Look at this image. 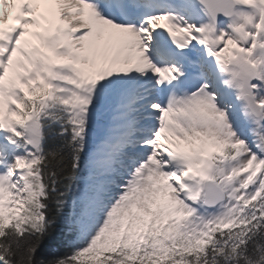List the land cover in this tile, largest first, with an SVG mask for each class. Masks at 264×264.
I'll use <instances>...</instances> for the list:
<instances>
[{
  "label": "rangeland",
  "instance_id": "1",
  "mask_svg": "<svg viewBox=\"0 0 264 264\" xmlns=\"http://www.w3.org/2000/svg\"><path fill=\"white\" fill-rule=\"evenodd\" d=\"M67 2L68 1L65 0L64 4H67ZM51 3L52 0H45L44 5ZM260 6L263 9V13H261L260 15H255L254 21H258L260 24L259 28L261 36L257 35L253 39L251 38V36L250 38L252 41L245 42V50L243 51V53L248 52L249 57H246L247 55H244L242 57L241 62L245 64L254 63L255 65H257L259 69L262 70L261 77L264 80V69L261 66V64H263L264 62V0H260ZM59 17H61V13L59 14ZM95 17L96 16L90 11L89 19H93ZM96 19L97 18H95V21ZM247 20L249 22L248 24H251L252 18H249ZM74 23L76 24L75 26H80L81 21L76 20L74 21ZM248 24L247 28H249ZM253 26H255V24ZM124 32L126 31H122L121 33L122 39H126L127 36V34H125ZM227 32L231 35V37L228 38L225 44L217 47L211 46L208 40L206 39L207 43L206 45L204 44L201 53L212 61L214 60V62H216V64L218 65L217 69L220 74V80L225 85V87L230 88L231 80L229 78V74L234 63L240 57L241 52L240 46L237 45L236 41L233 38V36L236 34L234 29ZM242 33L245 37V33ZM218 38L221 39L222 36L219 35ZM247 39H249V37ZM94 42H99L100 46H103V48L106 50L109 57L107 53L104 52V54H106V58L104 60L96 59L94 57V50L87 49V47H84L83 51L85 52L87 50V54L84 57V59H88L86 60L87 67L83 65L79 66L77 61H72L71 64H73L75 74L78 77L81 76L83 79H86L87 84L85 87L89 89L90 92L99 93L101 95L99 97L103 100L107 99L110 95V76L115 71L113 65L109 67L105 66L104 63H106V65H109L111 62L110 60H113L117 63L128 65V72L129 74H131V79L129 82H127V84L124 85L125 88L123 90H119L115 93V97L119 98L121 101H116L115 99V104L111 108L112 111L110 120L111 122H115V124L118 125V122H122V120L128 118L127 114L129 113V110L135 101L153 98V95H150L152 94L151 91L146 92L147 86H145L144 83V81L147 82L150 77L152 83L153 68L147 69L145 66H143L145 68L141 70L136 66V61H138V58H140L144 54L138 43L133 48L132 52L125 55H116L114 57L110 55L108 48L104 45V41L101 38L91 39L90 36L86 35V37L82 39L73 41V45L71 44L70 40H68L66 43L67 45H69V52L76 51L81 55L83 52L82 47L84 45L89 46ZM231 47L234 51H236L239 57L233 61H229V63L227 64L226 62L228 58L225 55L228 53V50ZM69 52L67 53V55H59V60H63L65 56H69ZM37 54H24L18 59L19 63H12L11 68L9 69V73L7 74V77L5 78L2 84L0 96V116H2V109L4 108V106H11L13 104L12 120H14V116H16L21 106L19 104V101L16 100V96L12 94V90L18 88L21 85H24L25 80L29 79L34 75V72L31 71L32 66L38 69L37 61H39L40 59L42 60L41 55L39 54L38 56ZM83 64H85V61L83 62ZM38 73H40V79L42 77L46 78V73H44L42 70H40V72ZM90 73L91 75H89ZM68 74L70 73L68 72ZM97 78H100L101 80L98 81ZM73 79L77 80L74 76ZM34 83H37L36 80L34 81ZM29 84H31V82ZM131 89L136 94H138V91L142 94L140 93L137 97L133 96V98H131ZM9 90L11 94L9 93ZM76 92V89H70L69 92L64 91L63 93L66 96V99L70 100ZM231 100L233 103L237 104L236 95L234 93H232ZM148 103L151 106L154 105V101L150 100ZM73 105L77 112L83 111L84 106L89 105V99L82 94L74 98ZM151 108L152 107H150V109ZM118 115L122 116L119 117ZM173 115V127L169 129V131L164 137L157 141L155 147L157 145L160 146L161 144L166 145V152H164L167 156H175L183 162L181 170L184 173H188L189 175H192L194 177H203L206 174L207 170L210 171L209 168L211 167H209L208 163L206 162V160H208L206 154L210 148V145L212 144L210 143L212 137H214V139H217V137L219 138L224 133L225 135H222L223 138L228 135L231 139H234L236 142H238L239 146L244 145L242 143V138H240L237 133L236 137L232 132L233 129L227 119V115L224 111V108L220 104H218L214 99L211 100L210 96L208 97V99H197L196 101L191 100L190 102H183L179 107H177ZM143 117L149 118V121L153 120V118L149 115H143ZM10 119L11 115L8 118L0 119L1 135L6 133V130L10 124ZM132 126V123L124 124V127H126L127 134L131 130ZM96 130L101 131V129L98 127H96ZM144 131L145 130L140 132ZM180 132L183 136H180ZM149 135L150 134L148 133L147 137ZM124 139H126V135H124L123 140ZM148 142L149 140H145V143L142 147L146 146ZM258 143L259 142L257 140H254L252 144L255 146ZM8 144L9 143L6 142V148L3 151H0V170L2 171V166L4 164H7L8 169L6 173H8L12 177H15L16 175L14 172V168L17 165V159L23 160V157H18L16 155L11 154L7 148ZM155 147L153 145L151 150H153V152L158 155V152L156 151ZM141 148L139 147V149H137V151L140 153ZM128 149L129 147L126 148V150ZM97 150L98 148L95 149L94 147L93 153L96 154L100 152H97ZM28 152L29 151L26 150V153ZM121 152L124 153V151ZM148 152H146L145 155L151 159L152 155L148 154ZM245 152L246 150L244 149L243 157ZM124 154L125 155L118 161V163L122 164L123 166H127L126 161L123 159L126 156V152ZM243 157L242 159L244 160ZM93 159L95 160V156ZM152 160L154 168L157 170L156 172L159 174L160 177H162L163 184L160 183L157 186L155 182L152 183L151 180H149V184L151 188H154V190L152 189V195L144 202L140 201V195L138 190L135 192L134 190L129 191L128 189H124L123 192L125 193H121V197L119 199H122L121 203L125 204L120 205L118 203L117 207H120L119 210H126L128 208L125 213L110 210L106 213L105 217L103 218V222H101V210H104V203L108 200V197L104 199L102 205L101 189L95 190V202L97 207L95 208V212H93L94 221L91 223L92 225L89 231L87 232L85 239L73 249L70 256L71 260H73L77 264H184L183 259H173L172 257L167 256L165 250L162 248L164 247V239L161 235H158L157 232L159 230L163 231L164 233L165 229H167L168 235L175 232L177 236L184 237L186 230H195V224L197 223L190 221L191 215L187 210H184V208L180 209L179 207L178 211L175 212L177 209L176 203L173 200V190H171V188L169 187L170 185L166 184V170L164 169L166 167V162H162L164 158L163 160H160L159 155L158 157L156 156V158H153ZM243 160H240L238 164L227 165L229 168L235 170V176H228L224 174V180H232V182L226 181V184L229 186V191H232L233 193L236 192L237 182L240 185L244 183V179L242 177L244 174L240 175L238 174V172L245 165H247H243L244 163H249V161H251L249 160L243 162ZM111 166L115 165L111 164ZM108 167L109 163H104L101 166L100 170H107ZM24 173L25 170L21 168L20 175L22 176ZM247 173H251L249 177L254 176L255 179V177L257 176L256 179L258 181L260 180V178H258V175H255L257 173H253V169H251ZM141 176L142 175L139 171L136 174V177L137 179H140ZM17 184V186L21 190L22 187L20 185L19 177H17ZM137 185L138 181H133L131 184L132 187H135ZM91 186H94V184H91L90 187ZM86 187L87 185L84 184V190ZM198 189L199 187L197 183H195V186L191 188V191L193 193H197ZM84 190L82 189V191L79 193L80 196L83 195ZM117 198L118 196L116 197V199ZM226 207L227 205H224L220 208L212 209L209 211V213L215 216L219 215L226 210ZM5 222L6 214L3 205L0 203V226H3ZM178 224V227L175 226ZM146 242L152 243H149L150 250L147 252L143 251L145 249V246L143 245Z\"/></svg>",
  "mask_w": 264,
  "mask_h": 264
},
{
  "label": "trees",
  "instance_id": "2",
  "mask_svg": "<svg viewBox=\"0 0 264 264\" xmlns=\"http://www.w3.org/2000/svg\"><path fill=\"white\" fill-rule=\"evenodd\" d=\"M124 74L112 79L120 83ZM33 91V90H27ZM31 94V93H30ZM40 92L35 94L38 97ZM55 101L56 104L52 105ZM50 106L48 107V105ZM38 105L33 117V130L41 135V151L28 162L30 171H37L40 180L26 179L28 199L17 204L9 223L0 235V264H77L70 259L74 243L84 228V216L78 209L68 208L66 193L74 185L86 156L80 151L77 126L66 118L60 99L54 96L49 102ZM45 184L43 204L44 220H34L36 201L32 198L39 184ZM64 203V204H63ZM242 225L231 229L233 237L227 239V232L219 233L213 239L203 240L199 248L185 253L192 261L189 264H264V226L239 239ZM242 237V236H241ZM241 240V241H240Z\"/></svg>",
  "mask_w": 264,
  "mask_h": 264
},
{
  "label": "bare ground",
  "instance_id": "3",
  "mask_svg": "<svg viewBox=\"0 0 264 264\" xmlns=\"http://www.w3.org/2000/svg\"><path fill=\"white\" fill-rule=\"evenodd\" d=\"M191 1L192 0H187L186 2L193 9V12H195V14L197 13L198 15L201 14L202 9L200 7L193 6ZM237 1L239 2L243 0H237ZM245 1L246 3L248 2V0H245ZM42 4H43V1L36 8V11L34 13L36 16H38L39 11H41ZM62 6H63L62 0H56V2L52 4L50 7H48V9L46 10L47 15L51 19L59 20V18L57 17L59 13L70 9L68 7L65 8ZM84 15H85L84 12L81 13L80 15H74L75 17L71 18L70 20H79V19L85 20L86 18L89 19L87 16L85 17ZM249 16L250 14L244 13L243 11L237 12L235 19L228 21L225 24L219 25L217 27H215L212 24V22L209 20V18L206 16V17L200 18L199 22L196 25H192V26L197 34L198 32L203 33V37H201L199 34L197 35V38L200 39V43H207L206 42V39H207L210 45L213 44L215 46L216 45L221 46L225 44L228 38L231 37V35L228 34L227 31H231L234 29L236 33L233 36L234 40L240 46L243 44L241 47H244V43L246 41L248 42L252 41L251 38L253 39L254 34H255L254 32L255 26H253V31L247 28V24L249 23L247 19ZM41 23L43 24L42 32H44V34H47L48 32H50L51 29L53 28V25L55 24L53 23L48 27L45 22H41ZM85 28L90 29L88 32V36H90L91 38L97 39L100 37L103 39L105 46L108 48L110 55H112L113 57L116 55H125V54L130 53L131 51H133V48L139 42L136 32L132 30L130 27L114 26L98 16H97L96 21L95 19L89 20L88 22L84 23V26L80 27V29H85ZM215 30H217L216 34L214 33ZM28 31L25 32L22 37H20V40H22L24 36L26 37L29 36ZM122 31H126L124 32L125 34H127L126 39L121 38ZM242 32L245 33V37ZM219 35L222 36L221 39L218 38ZM248 37L249 39H247ZM73 40H77V39H73ZM146 47L148 46L146 45ZM150 51L151 52H148L147 55L143 54L140 58H138L139 60L136 61V66L139 69L143 70L145 67L149 69L154 66L156 67L159 66L158 61H161L160 58L152 52L151 48H150ZM237 63H240V62H237ZM10 67H11V63H9L8 70L5 72V75H7V72L9 71ZM5 75L1 79V82H0L1 86L3 84ZM150 82H151L150 80H148L147 82L144 81L145 86H147L146 92L151 91L152 87L150 86ZM214 86L216 88H219L221 87V83L219 81H216ZM185 100L187 99L186 98L183 99L182 102ZM151 101H153V99ZM147 102L149 101L146 99L142 100V102H140V100H137L136 104H134L130 108L129 113L127 114L129 121L133 123V127L129 133L130 138H133V139L136 138L137 134L134 133V131H137V129H140L144 126V123H143L144 118L142 117L144 113H148V114L150 113L153 116H155L156 114L154 110L150 109L151 106H148ZM231 110H233V115H234V127H236V129L242 135L246 136L250 141H252V132L255 130H254V127L252 126V123L246 116L245 111L241 108V105L237 102V105H233L231 107ZM150 126L151 124H149L148 127ZM143 136L142 138H140V140L142 141L149 138L147 137V134ZM180 136H183L181 132H180ZM135 146H136L135 144H132V148H135ZM144 152H148V151H144ZM127 159L129 163L132 164L133 167L141 166L140 172H141L142 177L140 178V180H138V186L135 189H130V188H133L131 186L132 183L130 184V182L133 180L132 178L133 167H131L130 169H126V167L124 166L120 167V169H117L114 167L109 172V174L111 175V180L108 181V184L105 187L106 191L103 197V202L106 197H108V200L104 203V210H102V216H101L102 221L101 222H103V218L105 217L106 213L110 210L120 211L123 213H125L128 210V208L126 210L125 209L119 210L120 207H117L118 203L120 205L125 204V203H121L122 199H119L121 197L120 194L125 193L123 192L124 189H128L129 191L134 190L135 192L138 190L139 195H140L139 199L141 202H144L146 199H148L152 195V192L154 190V188H151L149 184V180H151L152 183L155 182L157 186L160 183L163 184L162 178L154 170V165H153V160H152L153 158L150 159L145 154H136V152H132V154L127 157ZM127 186H129L130 188H128ZM117 196L118 198L116 199ZM131 206H135V205H131ZM105 208L107 209V211Z\"/></svg>",
  "mask_w": 264,
  "mask_h": 264
},
{
  "label": "water",
  "instance_id": "4",
  "mask_svg": "<svg viewBox=\"0 0 264 264\" xmlns=\"http://www.w3.org/2000/svg\"><path fill=\"white\" fill-rule=\"evenodd\" d=\"M226 11H223L217 15H214L213 20L220 18L224 15ZM256 81V76L254 73H242L240 79H235L234 86L238 91L239 98L244 104L249 118L256 124L258 127L264 122V114L260 105H258L254 98V87L253 83Z\"/></svg>",
  "mask_w": 264,
  "mask_h": 264
}]
</instances>
